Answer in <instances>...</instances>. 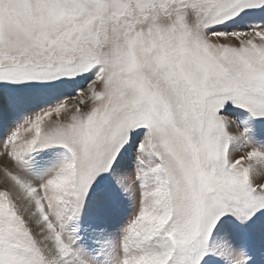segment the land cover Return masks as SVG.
Instances as JSON below:
<instances>
[{"label": "snow or ice", "instance_id": "6c2138e0", "mask_svg": "<svg viewBox=\"0 0 264 264\" xmlns=\"http://www.w3.org/2000/svg\"><path fill=\"white\" fill-rule=\"evenodd\" d=\"M0 264H264V0H0Z\"/></svg>", "mask_w": 264, "mask_h": 264}]
</instances>
